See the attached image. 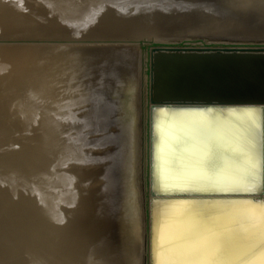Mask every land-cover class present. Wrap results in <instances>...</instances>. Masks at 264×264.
Returning a JSON list of instances; mask_svg holds the SVG:
<instances>
[{
  "label": "water",
  "instance_id": "1",
  "mask_svg": "<svg viewBox=\"0 0 264 264\" xmlns=\"http://www.w3.org/2000/svg\"><path fill=\"white\" fill-rule=\"evenodd\" d=\"M159 1L169 13L150 25L140 23L144 29L133 36L33 38L22 29L24 36L0 37V54H5L2 49L17 52L31 44H53L62 55L105 53L111 58L108 72L116 73L127 58L135 56L138 76L135 73L131 80L130 94L114 98V91L100 90L106 98H119L125 105L137 99L141 141L132 184L140 221L137 232H141L137 243L141 244L132 256L141 257V264H158L159 251L165 249L160 244L161 230L173 220L168 210L185 206L166 235V245L177 251V264H249L264 253V239L261 242L259 235L251 234L257 226L249 223L250 215L264 213V0ZM136 2L122 4L129 7ZM85 77L79 75L78 83ZM84 111L81 106L80 114ZM48 117L42 113L39 121ZM246 134L252 140L241 152L236 148ZM47 161L45 169L51 165ZM53 164L54 169L42 174L28 172L37 179L33 180L35 191L66 190L62 183L66 165L62 160ZM103 164H92V168L101 173ZM247 167H253L252 171ZM48 199L47 204L52 197ZM116 202L105 204L115 213ZM59 218L34 220L38 229L44 227L54 236L39 245L44 258L49 247L66 256V217ZM55 230L62 232L57 235Z\"/></svg>",
  "mask_w": 264,
  "mask_h": 264
},
{
  "label": "bare ground",
  "instance_id": "2",
  "mask_svg": "<svg viewBox=\"0 0 264 264\" xmlns=\"http://www.w3.org/2000/svg\"><path fill=\"white\" fill-rule=\"evenodd\" d=\"M119 1L126 2L0 0V37L15 38L24 36L22 33L51 39L129 37L144 29L142 23L150 25L169 13L159 0H137L129 7ZM55 22L57 26H53ZM52 45L31 44L17 52L2 49L3 58L0 54V264H58L57 260L64 264L65 257L66 264H141V257L132 256L141 244L137 243L141 232H137L140 221L132 184L141 141L139 112L135 97L127 105L119 99L121 93L132 91L131 80L134 82L135 73L138 76L136 57L127 58L121 71L108 72L111 58L105 53L62 55ZM79 75L87 76L80 84ZM101 87L114 91L118 100L106 98ZM81 106L86 108L83 114ZM42 113L49 115L44 122L39 121ZM246 136L236 148L241 152L252 140L250 134ZM46 160L51 169L60 160L66 165L64 192L58 193L54 187L32 188L37 179L28 172L42 174L49 168L45 169ZM99 162H104L101 173L92 168ZM248 168L252 171L253 167ZM48 197H52L49 204L45 203ZM114 200L119 206L116 214L106 205ZM184 208H168L173 220L161 230L160 244L165 249L159 251L158 264H177V251L166 245V235ZM50 215L57 221L58 215L66 217L64 258L53 247L44 258L39 249L46 244L44 239L54 236L44 227L38 229L34 220ZM249 220L257 226L251 234L259 235V241L264 239V213L252 214ZM55 231L57 235L62 232ZM248 263L264 264V253Z\"/></svg>",
  "mask_w": 264,
  "mask_h": 264
}]
</instances>
